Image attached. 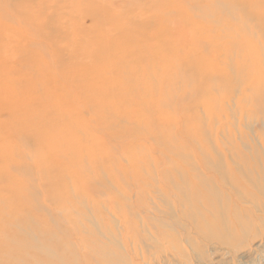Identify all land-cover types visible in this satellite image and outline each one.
<instances>
[{
  "label": "rangeland",
  "instance_id": "1",
  "mask_svg": "<svg viewBox=\"0 0 264 264\" xmlns=\"http://www.w3.org/2000/svg\"><path fill=\"white\" fill-rule=\"evenodd\" d=\"M28 1L0 0V171L31 257L0 264H264V0Z\"/></svg>",
  "mask_w": 264,
  "mask_h": 264
},
{
  "label": "bare ground",
  "instance_id": "2",
  "mask_svg": "<svg viewBox=\"0 0 264 264\" xmlns=\"http://www.w3.org/2000/svg\"><path fill=\"white\" fill-rule=\"evenodd\" d=\"M15 8H18L21 16L23 14L24 16H26V19H29L30 16L33 15L35 12L38 13L37 8L35 9L34 7H31L28 0H18L17 6ZM30 12H31V15H29ZM109 20L114 25V28L117 27V29L120 33V36L123 39V41L119 44L118 48L125 53L128 52V53L134 55V53L136 52L135 43H137V41H139L141 39L143 40L144 33L147 29L146 24L144 22H141V21H139V22L134 21V19H133L130 21V23L129 22L127 23L126 27L123 28L122 25L120 24L121 20H120L119 16L118 17L117 16L116 17L115 16L110 17ZM35 31L44 34L41 30V22L39 23V25L37 26V29H35ZM129 32H132L133 34L129 35L130 34ZM98 38H99V40H105V38H107V37L101 36V38L100 37H98ZM137 38H140V39H137ZM47 40L50 41V39H47ZM112 41H115V39L111 40V38H110L109 42H112ZM81 47H79L78 49H76L75 47L69 48V53H70L69 54V61L70 62H72V61L76 62L77 60L81 61L80 58L84 55V52H83L84 50ZM55 54H56L55 57L59 59V57H60L59 53H55ZM128 82L129 81H126L127 84H128ZM33 108L34 107H32V108L30 107V109H33ZM34 114H36V122H37L36 127L38 125H39V127H42L44 125L45 121L49 122L50 118L46 119V117L44 118V116H43V118H39V116H41V114L38 113V109H37V112H35ZM9 182L10 181H9L8 177L5 175V173L3 171H0V247L4 246V247H10L12 249H15L24 259H26L28 256H30L29 255L30 253L28 251L30 249L31 244H29L30 243L29 241H26L24 243L23 241L18 240V238L22 235V231H20L19 229L21 228L24 231V230H26V228H31V226L33 224L29 223L30 220H27L30 218V216L27 217V215H23L21 213H17L14 211H16V210L18 211V208L25 207L26 205H27L26 207H29V209H31V210H35V207L31 201L22 200L23 197L19 196V194L22 193L21 185L16 184V187L11 188L8 185ZM10 211H12V212H10ZM31 214H32V211H31ZM23 224H25V225H23ZM33 228L34 227L32 226L31 229H33ZM30 259H31V262L34 261L35 263H37L39 261L38 258L35 256H33ZM26 260H28V259H26Z\"/></svg>",
  "mask_w": 264,
  "mask_h": 264
}]
</instances>
